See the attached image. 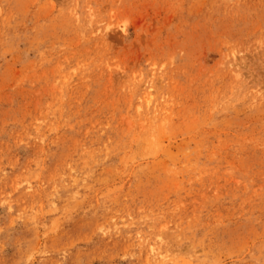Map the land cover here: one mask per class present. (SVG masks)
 I'll use <instances>...</instances> for the list:
<instances>
[{
    "label": "rangeland",
    "instance_id": "rangeland-1",
    "mask_svg": "<svg viewBox=\"0 0 264 264\" xmlns=\"http://www.w3.org/2000/svg\"><path fill=\"white\" fill-rule=\"evenodd\" d=\"M0 264H264V0H0Z\"/></svg>",
    "mask_w": 264,
    "mask_h": 264
}]
</instances>
